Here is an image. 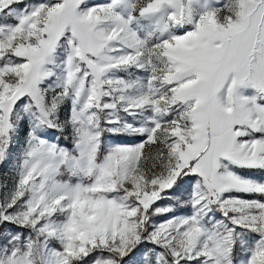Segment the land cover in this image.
I'll return each mask as SVG.
<instances>
[{"label":"snow or ice","instance_id":"obj_1","mask_svg":"<svg viewBox=\"0 0 264 264\" xmlns=\"http://www.w3.org/2000/svg\"><path fill=\"white\" fill-rule=\"evenodd\" d=\"M0 264H264V0H0Z\"/></svg>","mask_w":264,"mask_h":264}]
</instances>
